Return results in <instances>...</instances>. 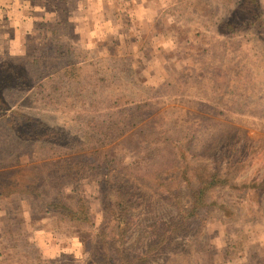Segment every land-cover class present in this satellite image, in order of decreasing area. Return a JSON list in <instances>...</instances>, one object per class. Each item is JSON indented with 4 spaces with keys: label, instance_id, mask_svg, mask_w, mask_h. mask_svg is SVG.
Returning <instances> with one entry per match:
<instances>
[{
    "label": "rangeland",
    "instance_id": "obj_1",
    "mask_svg": "<svg viewBox=\"0 0 264 264\" xmlns=\"http://www.w3.org/2000/svg\"><path fill=\"white\" fill-rule=\"evenodd\" d=\"M22 3L34 30L0 54L22 76L0 82V264H95L94 233L115 232L113 181L134 263L264 264V0ZM82 152L114 155L109 187L83 178L90 224L36 195Z\"/></svg>",
    "mask_w": 264,
    "mask_h": 264
},
{
    "label": "trees",
    "instance_id": "obj_2",
    "mask_svg": "<svg viewBox=\"0 0 264 264\" xmlns=\"http://www.w3.org/2000/svg\"><path fill=\"white\" fill-rule=\"evenodd\" d=\"M253 14L254 16L252 20L254 21L255 17H258V14L257 12H254ZM5 75H7L8 77H6ZM20 78H22L21 74L15 72L7 62H0L1 83L8 85L9 81H12V84L18 85V83H21L19 82ZM48 128L51 134L48 136V141L50 142V144H56V141H59L61 138L55 135V132L54 130H52V128ZM103 154L106 155H102L101 160H99L97 157H95L96 159H91L94 158L91 154L87 155L83 152L80 155H68L66 158L62 159L60 165L62 167L61 169L63 172V178L65 179V184H62V182L58 180V184H56L55 186V192L48 194L49 192L43 190V194H36L41 196L40 200L42 201V203L44 202L46 204L45 205L43 203V205L45 207H49L44 211L48 212L51 215L54 213L55 215L60 216V218L70 223H75L77 221H86L88 222V224H90V205L89 200L84 195L82 181L83 178L90 175V171H95L102 174V188H107V186L109 187L108 177L112 170L115 169V166L109 164L107 155H111L112 157L114 155L107 153ZM111 184L112 186L114 185V191L116 192L114 203L116 208V210H114L115 232L110 240L106 238L104 232L94 233V238H96V240H92H95L96 245H98L99 252V260H97L95 264H137L134 263L132 259H129L125 251H123L120 247V245H122L123 237L127 231L128 225L127 202L120 191L121 182L113 181ZM65 186L69 187V191L66 193L63 191V188ZM202 190L203 189L199 188L197 192L196 202L201 201ZM46 193L48 196H46ZM79 238L80 242L83 245L84 251L88 253V259L90 255H95L93 252L97 251V246L95 248L92 246L93 242H90L89 239L87 240V235L80 232ZM110 246L114 247V251L110 250ZM189 256L190 254H188L187 260H189ZM62 258H68V260L71 261L70 264H78L76 263L75 259L70 256H62L61 258L55 261H51L47 264H64V262L61 261ZM187 260L184 259V261ZM89 263L93 264L94 262Z\"/></svg>",
    "mask_w": 264,
    "mask_h": 264
},
{
    "label": "crops",
    "instance_id": "obj_3",
    "mask_svg": "<svg viewBox=\"0 0 264 264\" xmlns=\"http://www.w3.org/2000/svg\"><path fill=\"white\" fill-rule=\"evenodd\" d=\"M34 19L22 0H0V54L20 52L22 41L34 30Z\"/></svg>",
    "mask_w": 264,
    "mask_h": 264
}]
</instances>
